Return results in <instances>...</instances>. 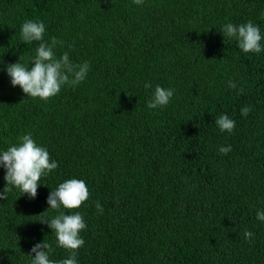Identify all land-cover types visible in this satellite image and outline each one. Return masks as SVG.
Segmentation results:
<instances>
[{
  "label": "trees",
  "instance_id": "trees-1",
  "mask_svg": "<svg viewBox=\"0 0 264 264\" xmlns=\"http://www.w3.org/2000/svg\"><path fill=\"white\" fill-rule=\"evenodd\" d=\"M26 20L62 41L58 57L89 63L84 81L47 100L11 85L7 66L31 68L39 43L22 40ZM249 20L264 35V0H0V152L31 133L58 163L35 199L8 186L0 264H31L42 241L50 259L68 257L39 221L57 214L50 191L73 178L90 192L79 209H61L85 218L78 264H264V51L245 53L222 32ZM157 85L174 95L150 109ZM221 114L235 121L231 133L215 124Z\"/></svg>",
  "mask_w": 264,
  "mask_h": 264
},
{
  "label": "clouds",
  "instance_id": "clouds-1",
  "mask_svg": "<svg viewBox=\"0 0 264 264\" xmlns=\"http://www.w3.org/2000/svg\"><path fill=\"white\" fill-rule=\"evenodd\" d=\"M136 5H142L144 0H133ZM223 35L229 39H235L238 47L245 53H260L264 51L259 26L251 20L239 25L226 23L222 27ZM45 24L36 20H26L21 26V38L25 43L39 42L36 55L31 61V68L20 61L7 66L6 71L10 77L12 86H19L26 96L47 100L57 95L65 85L76 86L85 80L90 70L88 62L75 64L69 59L68 52L59 57L56 54V45L62 44L55 37L45 41ZM146 88L151 87L145 83ZM230 89H237L234 81L228 84ZM174 89L157 85L151 100L147 103L150 109L166 107L173 95ZM244 91L241 86L237 95ZM242 116H247L251 106H245L241 110ZM215 124L221 132L231 133L235 128V121L226 114H221L215 119ZM222 154L231 151V146H222L218 149ZM0 167L5 170L4 180L6 186L0 192V200L7 198L11 191L9 185L19 188L22 194H27L29 199H35L40 185V179L58 168V163L51 159L47 149L34 140L31 133L18 138V143L10 146L6 151L0 152ZM90 197V192L84 180L68 179L60 183L55 190H51L47 197L49 208L56 210L57 214L50 220L45 217L39 222L47 226L55 233L57 246L69 251L67 258L56 261L50 259L53 251L52 245L47 242L35 244L29 255L32 256L31 264H78L77 252L85 241L80 233L86 229L84 215L79 211L65 214L61 209H79ZM98 213H103V207L99 201L95 202ZM48 208V209H49ZM45 213V212H43ZM41 213L40 215H42ZM256 219L264 221V211L257 210ZM244 237L251 240L253 233L245 230ZM34 254V255H33Z\"/></svg>",
  "mask_w": 264,
  "mask_h": 264
}]
</instances>
